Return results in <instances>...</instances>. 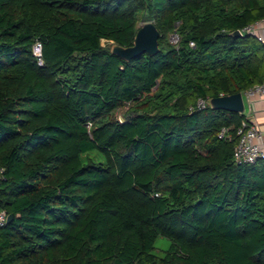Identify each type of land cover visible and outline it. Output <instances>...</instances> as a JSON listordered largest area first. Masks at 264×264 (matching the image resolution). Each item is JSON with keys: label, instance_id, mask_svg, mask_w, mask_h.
Here are the masks:
<instances>
[{"label": "trees", "instance_id": "1", "mask_svg": "<svg viewBox=\"0 0 264 264\" xmlns=\"http://www.w3.org/2000/svg\"><path fill=\"white\" fill-rule=\"evenodd\" d=\"M262 19L264 0H0V264H264L245 114L196 108L264 82V43L232 36ZM146 22L156 56L102 45Z\"/></svg>", "mask_w": 264, "mask_h": 264}, {"label": "built area", "instance_id": "2", "mask_svg": "<svg viewBox=\"0 0 264 264\" xmlns=\"http://www.w3.org/2000/svg\"><path fill=\"white\" fill-rule=\"evenodd\" d=\"M242 34H249L255 37L259 42L264 43V19L257 21L251 25L246 26L242 31ZM171 38V44L178 46L180 37L177 33H173ZM194 46V43H191ZM34 55L38 60V64H43L42 47L40 43L34 46ZM257 95H264V82L259 85H255L243 93L244 101H250L251 98ZM224 96V95H221ZM208 106L207 100L200 99L197 102V109H204ZM193 110V107L190 108ZM244 114V113H243ZM237 143L234 148L233 158L236 164L254 165L257 162L264 160V148L261 144L262 135L259 132L257 125L252 119L245 115V118L241 122L240 126L236 130ZM218 138L221 140H231L232 134L229 129L224 128L219 133ZM4 179V169H0V184ZM8 214L5 211H0V229H2L8 222Z\"/></svg>", "mask_w": 264, "mask_h": 264}, {"label": "water", "instance_id": "3", "mask_svg": "<svg viewBox=\"0 0 264 264\" xmlns=\"http://www.w3.org/2000/svg\"><path fill=\"white\" fill-rule=\"evenodd\" d=\"M241 31H235L232 36L241 37ZM160 33L152 22H146L138 30L134 45L124 48L115 45L112 53L125 61H131L143 54L156 56L160 52L159 47ZM208 106L212 110H224L232 113L243 114L245 111V101L242 93L234 95H224L217 98H212L207 101ZM13 219L12 215L8 216V222Z\"/></svg>", "mask_w": 264, "mask_h": 264}, {"label": "crops", "instance_id": "4", "mask_svg": "<svg viewBox=\"0 0 264 264\" xmlns=\"http://www.w3.org/2000/svg\"><path fill=\"white\" fill-rule=\"evenodd\" d=\"M244 114L257 125L262 135L261 144L264 148V95H257L245 102Z\"/></svg>", "mask_w": 264, "mask_h": 264}, {"label": "rangeland", "instance_id": "5", "mask_svg": "<svg viewBox=\"0 0 264 264\" xmlns=\"http://www.w3.org/2000/svg\"><path fill=\"white\" fill-rule=\"evenodd\" d=\"M143 24L144 23H141L140 24V27H142L143 26ZM173 34V33H172ZM171 34V35H172ZM169 36V43L171 44V38H172V36ZM102 45L105 47V48H108V49H110L111 51H112V49H113V47H114V45L112 44V43H108V42H105V41H103L102 42ZM127 109L125 108V109H123V110H119L118 112H117V114H116V117L117 118H122V115H123V113L126 111ZM170 244H171V242L168 240V239H166V238H164V237H159L158 239H157V241H156V244H155V250H154V253L156 254V255H158V256H163L164 254H165V251H167L168 249H169V246H170Z\"/></svg>", "mask_w": 264, "mask_h": 264}]
</instances>
